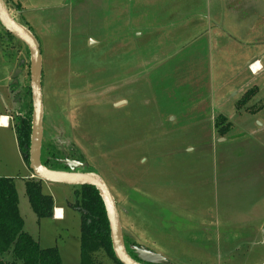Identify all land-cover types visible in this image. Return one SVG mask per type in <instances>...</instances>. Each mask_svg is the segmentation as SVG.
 <instances>
[{
	"label": "rangeland",
	"instance_id": "1",
	"mask_svg": "<svg viewBox=\"0 0 264 264\" xmlns=\"http://www.w3.org/2000/svg\"><path fill=\"white\" fill-rule=\"evenodd\" d=\"M11 1L41 43L43 142L104 178L140 244L132 247L163 264L264 263V70L252 75L244 63L253 51L264 63V0ZM30 61L0 22V108L10 107L13 124ZM246 90L255 91L240 107ZM16 140L0 129L12 164ZM71 186L43 185L67 209L56 222L37 216L17 178L24 229L58 247L64 264H81ZM97 257L116 264L103 250Z\"/></svg>",
	"mask_w": 264,
	"mask_h": 264
},
{
	"label": "trees",
	"instance_id": "2",
	"mask_svg": "<svg viewBox=\"0 0 264 264\" xmlns=\"http://www.w3.org/2000/svg\"><path fill=\"white\" fill-rule=\"evenodd\" d=\"M5 1L11 10L10 0ZM16 6L20 12L25 9L21 3H17ZM25 26L35 35L30 25ZM7 33L14 36L9 31ZM254 91L248 90L238 105L241 107L246 104ZM26 94L27 99H25L22 113L15 116L14 126L20 151L29 166L33 113L32 94L29 86ZM225 119V116H220L217 124L222 123L223 125ZM222 129L225 128H220V130ZM64 158V151L61 147L43 142L41 159L44 165L52 169L68 170L69 166ZM69 158L75 161L83 160L81 156L71 154H69ZM25 188L31 207L37 216L39 218L52 217L54 214V199L51 194L43 192L42 179L38 177L27 178ZM74 188L76 201L73 206L81 212V264H104L97 257L99 250H103L116 264H123L114 252L110 224L99 191L92 185H79L74 186ZM24 226L25 221L20 213L15 179L0 176V264H63L58 247L41 246L40 242L24 229ZM124 238L130 255L143 262L135 248L132 247V245L140 246V244L132 241L125 232ZM7 253L12 255L11 260L4 259L3 256Z\"/></svg>",
	"mask_w": 264,
	"mask_h": 264
},
{
	"label": "water",
	"instance_id": "3",
	"mask_svg": "<svg viewBox=\"0 0 264 264\" xmlns=\"http://www.w3.org/2000/svg\"><path fill=\"white\" fill-rule=\"evenodd\" d=\"M0 21L7 31L26 44L30 52V86L33 113L29 168L32 170L33 175L48 182L65 183L72 186L92 185L96 187L106 208L115 255L123 264H163L166 262V258L162 254L154 252L147 247H135L143 262L136 260L130 255L125 243L124 230L116 200L108 184L99 173L79 171L77 167L80 163L70 159L66 153L64 161L69 166L68 170L52 169L43 164L41 159L44 136L42 48L38 39L29 28L15 18L5 0H0Z\"/></svg>",
	"mask_w": 264,
	"mask_h": 264
},
{
	"label": "crops",
	"instance_id": "4",
	"mask_svg": "<svg viewBox=\"0 0 264 264\" xmlns=\"http://www.w3.org/2000/svg\"><path fill=\"white\" fill-rule=\"evenodd\" d=\"M254 1H257V0H253V2ZM19 3H21V2H19ZM179 10H183V7H180ZM200 20L201 19H195L196 22H199ZM253 42H255V41H251L250 43H253ZM254 61H257L256 62L257 63L256 64L257 65V70L256 71L255 70L252 71L251 68H250V64L252 62H254ZM244 63H245V65H247L248 70L250 71V73L252 75H257L260 71L264 70V63L259 57H257L255 51H253L251 56L249 54L245 55ZM240 68H241V66L239 68H237V70L240 69ZM10 111H11L10 107H7L6 110L0 108V129L1 128H4V129L11 128L12 131L16 132L15 126H14L13 122L11 121L12 118H11V114L9 113ZM4 117H6L7 120H4L3 119ZM16 141H17V146H18L17 150L19 151V153H21L19 145H18V140H16ZM4 142H5L4 144H6V141H4ZM2 145H3V143L0 141V147ZM0 171H1L0 176L13 177L15 179L16 186H17V178L23 179L24 183H25V180L27 178L35 177L33 175L32 170L26 164L22 153H21V157L19 156V162L14 163V164L10 163L7 160V158H5L2 154H0ZM45 183H50V182L42 180V189H43V185ZM71 187H74V186H71ZM71 189H74L72 191L75 193V188H71ZM48 194H51L53 196V199H54V214H53L52 217H49V218H52L56 222L64 220L66 218V216H67V209L65 208L64 204H62L60 202H57V200H56V198H55L53 193H48ZM62 260H63V257H62Z\"/></svg>",
	"mask_w": 264,
	"mask_h": 264
},
{
	"label": "built area",
	"instance_id": "5",
	"mask_svg": "<svg viewBox=\"0 0 264 264\" xmlns=\"http://www.w3.org/2000/svg\"><path fill=\"white\" fill-rule=\"evenodd\" d=\"M256 64H257L256 61H254V62H252V63L250 64V68H251L252 71H254V70L256 71V70H257V66H256Z\"/></svg>",
	"mask_w": 264,
	"mask_h": 264
},
{
	"label": "bare ground",
	"instance_id": "6",
	"mask_svg": "<svg viewBox=\"0 0 264 264\" xmlns=\"http://www.w3.org/2000/svg\"><path fill=\"white\" fill-rule=\"evenodd\" d=\"M256 66H257V65H256ZM3 119H4V120H7V118H6V117H4Z\"/></svg>",
	"mask_w": 264,
	"mask_h": 264
}]
</instances>
